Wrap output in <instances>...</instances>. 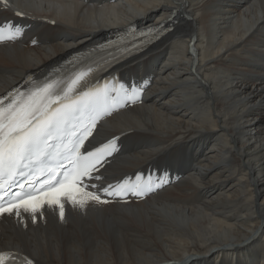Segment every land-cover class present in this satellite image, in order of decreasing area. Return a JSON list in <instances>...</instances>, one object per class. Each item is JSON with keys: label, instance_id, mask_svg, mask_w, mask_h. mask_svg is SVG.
Here are the masks:
<instances>
[{"label": "bare ground", "instance_id": "bare-ground-1", "mask_svg": "<svg viewBox=\"0 0 264 264\" xmlns=\"http://www.w3.org/2000/svg\"><path fill=\"white\" fill-rule=\"evenodd\" d=\"M172 14V33L117 69L144 97L96 129L93 147L124 137L89 190L107 199L103 188L149 168L168 185L140 203L64 201L63 219L47 205L0 215V252L35 264H264V0H0V24L22 32L0 44V98Z\"/></svg>", "mask_w": 264, "mask_h": 264}, {"label": "snow or ice", "instance_id": "snow-or-ice-1", "mask_svg": "<svg viewBox=\"0 0 264 264\" xmlns=\"http://www.w3.org/2000/svg\"><path fill=\"white\" fill-rule=\"evenodd\" d=\"M5 32L8 40L22 34L19 26L6 24L0 26V41ZM91 71H79L67 80H47L17 92L7 103L0 98V215L19 216L21 210L35 214L47 205L57 207L63 219L64 201L79 208L90 201L110 202L90 191L96 185L87 181L101 179L94 173L115 150V140L93 150L81 149L97 122L115 105L136 102L139 90L134 87L129 93L124 85L109 87L107 82L88 87ZM14 185L19 190L9 191ZM150 190V184L120 182L102 192L123 198L126 193L142 196ZM0 264H5L4 255Z\"/></svg>", "mask_w": 264, "mask_h": 264}]
</instances>
